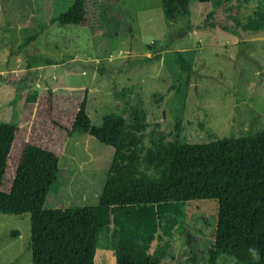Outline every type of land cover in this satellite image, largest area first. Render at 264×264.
Here are the masks:
<instances>
[{"label":"rangeland","instance_id":"obj_1","mask_svg":"<svg viewBox=\"0 0 264 264\" xmlns=\"http://www.w3.org/2000/svg\"><path fill=\"white\" fill-rule=\"evenodd\" d=\"M73 1L0 0V122H17L40 91L85 86L92 126L109 112L129 125L143 113L145 148L152 138L172 140L177 122L180 140L191 144L264 130V30L234 25L264 13V0L218 10L215 26L204 24L212 2L196 0L189 16L173 19L161 0H89L88 26L52 22ZM177 51L191 66L180 80ZM112 156L113 148L89 133H73L43 208L97 205ZM216 220V200L180 202L178 215L158 223L156 235L167 230L171 246L154 254V240L148 254L160 264H209ZM29 242V214L0 213V264H32ZM94 262L115 264L111 227L99 232ZM216 264L234 259L224 254Z\"/></svg>","mask_w":264,"mask_h":264},{"label":"trees","instance_id":"obj_2","mask_svg":"<svg viewBox=\"0 0 264 264\" xmlns=\"http://www.w3.org/2000/svg\"><path fill=\"white\" fill-rule=\"evenodd\" d=\"M88 1L74 0L52 22L88 26ZM190 1L161 4L173 19L190 15ZM196 1L212 2L204 24L215 26L211 19L218 10L241 8L251 0ZM234 21L243 31L264 30L263 12ZM175 55L180 80L191 66L182 52ZM87 102V87L59 86L38 92L17 122H0V213L29 214L32 264H95L99 232L109 227L115 264H160L148 254L151 243L157 241L154 254L171 245L163 239L170 236L167 230L156 235L158 223L170 212L178 215L180 202L199 199L217 202L209 264L224 254L234 264H264V130L191 144L180 140L177 122L172 140L152 138L145 148L139 135L145 128L142 112L131 125L109 112L92 126ZM75 132L113 148L98 204L45 209L65 143Z\"/></svg>","mask_w":264,"mask_h":264}]
</instances>
